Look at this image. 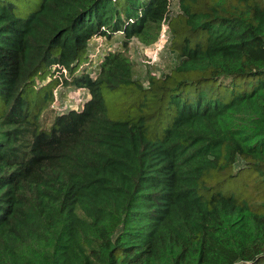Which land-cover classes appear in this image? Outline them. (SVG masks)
Instances as JSON below:
<instances>
[{
    "label": "trees",
    "instance_id": "16d2710c",
    "mask_svg": "<svg viewBox=\"0 0 264 264\" xmlns=\"http://www.w3.org/2000/svg\"><path fill=\"white\" fill-rule=\"evenodd\" d=\"M0 264H264V0H0Z\"/></svg>",
    "mask_w": 264,
    "mask_h": 264
},
{
    "label": "rangeland",
    "instance_id": "374dc122",
    "mask_svg": "<svg viewBox=\"0 0 264 264\" xmlns=\"http://www.w3.org/2000/svg\"><path fill=\"white\" fill-rule=\"evenodd\" d=\"M178 11V2H174L172 4V13L176 14ZM162 32L155 42L150 44H145L137 39H134L133 42L128 47L129 57L134 65L136 77L140 78L145 87H148V80L150 76H161L165 73H169L170 70L175 66L176 59L169 52V40L168 35H166L163 39L161 37ZM120 35V34H119ZM119 35H115L114 38L107 39L100 38L98 40H94L97 44H95V51H92L91 59L94 64L92 67V71L96 70L95 67L99 65L100 59L99 56L102 53H105L110 50L119 49L120 43L117 39L120 38ZM95 66V67H94ZM44 85L40 84V81L36 82V89L41 90ZM224 97L225 101H230L233 98V94L229 89H224ZM91 96L87 91L78 90V89H66L63 86H59L55 90V99L51 105V109L55 112V114L66 113L69 110H81L87 100H89ZM107 103L109 104V96L106 95ZM47 114V113H46Z\"/></svg>",
    "mask_w": 264,
    "mask_h": 264
},
{
    "label": "built area",
    "instance_id": "2783aa9c",
    "mask_svg": "<svg viewBox=\"0 0 264 264\" xmlns=\"http://www.w3.org/2000/svg\"><path fill=\"white\" fill-rule=\"evenodd\" d=\"M178 2V0H170V2H171V4H173L174 2ZM166 35H168V26H164V28H163V32H162V35H161V37H162V39L166 36ZM168 37H169V35H168ZM168 40H169V38H168Z\"/></svg>",
    "mask_w": 264,
    "mask_h": 264
},
{
    "label": "crops",
    "instance_id": "0c3cea01",
    "mask_svg": "<svg viewBox=\"0 0 264 264\" xmlns=\"http://www.w3.org/2000/svg\"><path fill=\"white\" fill-rule=\"evenodd\" d=\"M119 36H120V38L117 39V40H118V41L120 40L118 43L121 44V42H122V40H123V37H122V35H119ZM98 39H100V38H96V39H94V40H98ZM94 40L91 42V51H95L94 46H95V44H97ZM120 44H119V45H120Z\"/></svg>",
    "mask_w": 264,
    "mask_h": 264
}]
</instances>
